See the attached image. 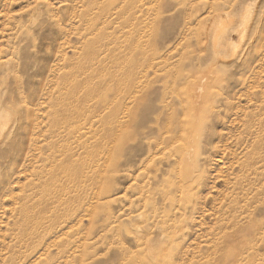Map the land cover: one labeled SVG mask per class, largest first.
Instances as JSON below:
<instances>
[{
  "label": "rangeland",
  "instance_id": "rangeland-1",
  "mask_svg": "<svg viewBox=\"0 0 264 264\" xmlns=\"http://www.w3.org/2000/svg\"><path fill=\"white\" fill-rule=\"evenodd\" d=\"M254 1L0 0V264H264V0ZM224 36L238 43L215 60ZM207 73L216 81L181 139L197 136L199 165L183 175L177 138L172 150L160 142ZM142 191L158 206L167 191L186 203L173 239L147 240Z\"/></svg>",
  "mask_w": 264,
  "mask_h": 264
},
{
  "label": "bare ground",
  "instance_id": "bare-ground-1",
  "mask_svg": "<svg viewBox=\"0 0 264 264\" xmlns=\"http://www.w3.org/2000/svg\"><path fill=\"white\" fill-rule=\"evenodd\" d=\"M259 1V0H258ZM249 2H250V0H249ZM254 2H256V0L254 1ZM244 5H247V3L246 4H244ZM254 5V4H253ZM252 5V6H253ZM41 7V6H40ZM244 9V12H243V14H242V18L244 19V20H248V15H250L249 14V6H247L246 8H243ZM241 12V13H242ZM255 13V12H254ZM221 14H223L224 15V13H221ZM222 15V16H223ZM221 15H220V17H222ZM225 16V15H224ZM223 16V17H224ZM252 16V15H251ZM254 16V15H253ZM214 17V16H213ZM255 17V16H254ZM39 18V17H38ZM36 19V18H35ZM211 19V18H210ZM221 19V18H220ZM226 18H224V19H221L219 22H220V24H219V27H218V30H225V29H227L231 24H234V23H236V18L235 17H232V18H228V20L226 21L225 20ZM240 19V18H239ZM238 19V20H239ZM252 20V19H251ZM246 21H245V23H246ZM210 22H212V21H210ZM252 23V22H251ZM250 24V23H249ZM209 25H210V23H209ZM208 27V26H207ZM207 27H206V32H207ZM212 27V26H211ZM217 27V26H216ZM242 24L241 25H239L238 27H236V33L237 32H239V31H241V29H242ZM210 29V28H209ZM209 31V30H208ZM204 33V32H203ZM216 33H217V31H216ZM248 33V32H247ZM214 34V33H213ZM216 35V34H215ZM234 36H235V33H234ZM237 36H239V35H237ZM215 37V36H214ZM208 38V37H207ZM207 38H206V40H207ZM240 39V38H239ZM241 40V39H240ZM245 41H246V39H245ZM205 44H206V42H204ZM238 42L237 41H235L233 38H231V37H229V36H224L222 39H215V41H214V44H213V47H212V57L215 59V60H217V59H220L221 60V58H223L224 57V53L227 51V50H229V48L231 49V47H233V46H236V44H237ZM239 43H241V42H239ZM242 43H243V41H242ZM237 49V48H236ZM237 52H239V49H238V51ZM244 54V53H243ZM234 56V55H233ZM236 56V55H235ZM211 59V58H210ZM225 59V58H224ZM231 59V58H230ZM213 60V59H212ZM219 61V60H218ZM222 61V60H221ZM226 61V60H225ZM213 68V67H212ZM212 68H211V70H212ZM214 71V70H213ZM212 71V72H213ZM214 73V72H213ZM206 74V73H205ZM209 73H207V75H208ZM211 74V73H210ZM216 74V73H215ZM194 79V78H193ZM192 79V82H190V84H189V90H188V92H187V94H186V96L184 97V99H183V104H184V109H187L188 110V112H185L184 113V117L180 120V121H178V125H172V124H170L169 126V128H168V130H167V132H168V134H169V136H168V138H163V140L160 142L161 144H163L164 142H166L165 144V146L164 147H166L167 145V147L166 148H168V147H170V145L169 144H171L173 141H174V139L175 138H177V140H176V142H178L179 143V147H176L175 146V150L174 151H176L177 150V152H178V154H179V157H180V159L178 160V164H177V166H179V164L180 165H182V173H183V175L185 174V170H186V168L187 167H192V169L190 168V171L188 172V173H190L192 170H193V167H195V166H197V165H199V160L197 159V157L196 158H194L195 156H192V149L194 148L193 146H194V144H196L197 143V136H195V137H193L192 139H191V141H188V143L187 144H185L183 141L181 142V139H182V133H183V131L185 130V127L190 123L187 119H186V117L187 116H190L191 117V115L194 113L195 114V112L198 110V108H196L195 106H197V105H199V103H200V101L203 99V97H204V95H205V93H207L206 91H209L208 89H209V87L213 84V83H215V81H216V79H215V77H209V75L208 76H201V77H199L198 79H196V80H193ZM220 79V78H219ZM217 81H218V79H217ZM218 85V84H217ZM214 87V86H213ZM212 88V87H211ZM210 93V92H209ZM179 94V93H178ZM208 98H210V97H208ZM264 100V99H263ZM202 102V101H201ZM207 101H205L204 103H206ZM261 102V101H260ZM182 103V102H181ZM168 105V104H167ZM169 109H171V108H169ZM196 115H199V114H196ZM182 115H180V117H181ZM195 116V115H194ZM197 118H199V117H197ZM4 119H5V121H7L6 119L7 118H5L4 116H3V114H1V112H0V120H3L4 121ZM218 119L219 120H221L222 122L225 120V119H222L221 118V116H218ZM9 120V119H8ZM196 121V120H195ZM3 123V122H2ZM168 123H169V121H168ZM185 123V124H184ZM196 123V122H195ZM195 123H193V127H194V124ZM4 124H5V122H4ZM246 125V124H245ZM1 126V125H0ZM5 126V125H4ZM199 126H200V124H199ZM2 127H3V125H2ZM177 127H179V129L181 130L180 131V134L178 133V131H177ZM189 127V126H188ZM189 129H191L190 127H189ZM194 129H196V128H194ZM257 129V128H256ZM262 129V128H261ZM260 129V130H261ZM2 130V129H1ZM255 130V129H254ZM259 130V129H258ZM191 131H192V129H191ZM257 131V130H256ZM188 131H186V133H187ZM11 133V132H10ZM247 134V133H246ZM191 135V134H190ZM189 135V133H188V136H190ZM255 135V134H254ZM192 136V135H191ZM221 136L219 135V138H220ZM251 137V136H250ZM251 138H253V137H251ZM7 139V138H6ZM166 140V141H165ZM248 141V140H247ZM248 144V143H247ZM158 145V144H157ZM162 149H165V148H162ZM170 149L172 150V149H174V146L173 145H171V147H170ZM170 149H169V151H170ZM219 150V149H218ZM172 152V151H171ZM170 152V153H171ZM196 155V154H195ZM161 156H162V153H161ZM168 156V155H167ZM153 157V156H152ZM175 157V156H174ZM176 158V157H175ZM241 159V158H240ZM249 160H255L256 159V157L255 156H252L251 158H248ZM239 161V160H238ZM252 162V161H251ZM251 162H249V163H246L245 164V167L246 168H248V169H250L251 170V166H252V164H251ZM184 167H185V170H184ZM178 168V167H177ZM184 170V171H183ZM253 171H255L254 169H253ZM179 172V171H178ZM187 173V174H188ZM178 179V178H177ZM179 180V179H178ZM179 182V181H178ZM181 182V181H180ZM179 186V185H178ZM190 189V188H189ZM81 190L83 191V193H85V194H87V188H85V187H82L81 188ZM80 193H82V192H80ZM150 193V192H149ZM244 193V192H243ZM242 193V194H243ZM169 195H170V192L169 191H167V193H166V197H165V201L162 203V204H160V206H158L157 205V202L153 199V197L151 196V195H149V194H147L146 195V193H145V191L143 192L142 191V193H141V195H140V198H142L141 200L143 201L141 204H140V209L142 210L140 213H139V215L140 216H142V217H144V216H146V220L148 219V221L151 219V218H149L150 216L152 217V220H151V224L150 225H152V227L150 228V231H148L147 233H146V235H147V240L148 241H156V242H158L159 240H161V238H163V237H166V238H172L173 239V236L171 235V234H173L174 236L177 234L176 233V229H172L171 228V225L169 224V222H174V220H176L175 218L178 216V212H180L182 209H184L185 210V208H187V206H186V203L184 204V205H180V203L181 202H176V200L177 199H175V198H170L169 197ZM84 196V195H83ZM85 197V196H84ZM79 198H81V197H79ZM230 198V197H229ZM94 199V198H93ZM95 201V200H94ZM71 205H72V203H71ZM92 205H93V203H92ZM74 206V205H73ZM91 206V205H90ZM92 207V206H91ZM94 207V206H93ZM193 207H194V209H196L197 207H198V203L196 202V203H194L193 204ZM149 208H151V209H153V211H149V210H151V209H149ZM89 210V209H88ZM90 210H91V208H90ZM182 213V212H181ZM69 218H67V220H68ZM161 219V220H160ZM67 220H65V222H67ZM63 228L65 229V224H63L62 226H61V228L59 229V232L60 231H62L63 230ZM67 228V227H66ZM57 232L56 233H58V230H56ZM65 231H66V229H65ZM63 232V231H62ZM51 233H55V232H51ZM66 232H64V234H65ZM68 233V232H67ZM59 235H60V233H59ZM54 236H56V234L54 235ZM68 236V235H67ZM53 237V236H52ZM54 238V237H53ZM86 239V238H85ZM54 243H55V239H54ZM162 243V242H161ZM46 254V253H45ZM44 254V255H45ZM48 260V259H47ZM68 261V260H67ZM72 261V260H71ZM68 263V262H67Z\"/></svg>",
  "mask_w": 264,
  "mask_h": 264
}]
</instances>
